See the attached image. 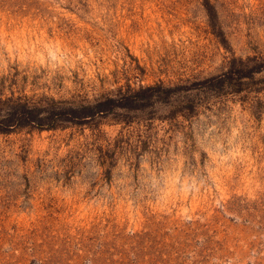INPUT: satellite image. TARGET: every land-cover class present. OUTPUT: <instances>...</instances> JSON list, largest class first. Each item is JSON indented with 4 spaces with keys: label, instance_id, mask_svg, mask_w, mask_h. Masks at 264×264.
I'll return each mask as SVG.
<instances>
[{
    "label": "rangeland",
    "instance_id": "1",
    "mask_svg": "<svg viewBox=\"0 0 264 264\" xmlns=\"http://www.w3.org/2000/svg\"><path fill=\"white\" fill-rule=\"evenodd\" d=\"M106 99L0 128V264H264V0H0V120Z\"/></svg>",
    "mask_w": 264,
    "mask_h": 264
},
{
    "label": "trees",
    "instance_id": "2",
    "mask_svg": "<svg viewBox=\"0 0 264 264\" xmlns=\"http://www.w3.org/2000/svg\"><path fill=\"white\" fill-rule=\"evenodd\" d=\"M217 80H215V82ZM214 85H216V83H214ZM218 86H220V84H218L217 87ZM170 91V88H163L160 86L146 87L134 92L133 95L131 94L132 96L123 94L121 95L122 97H120V99H125L124 104L122 105L135 106L137 103H142L143 101L148 100L143 96L145 94H149V96L152 94H163L166 96L170 94ZM4 104H6L4 110L5 113L0 120V128L2 131L29 125L53 128L56 123H60L57 121L62 118H64L63 121L65 122H69L67 120L75 122L79 121L80 119L90 118L94 115L107 114L111 112L116 106H120V104L116 103L114 99H106L103 101H98L92 105H84L75 108H60L59 106H56L52 103L45 106H35L26 102H6Z\"/></svg>",
    "mask_w": 264,
    "mask_h": 264
}]
</instances>
